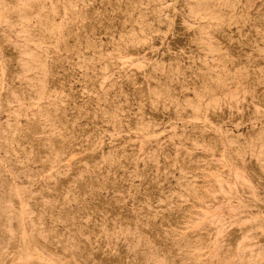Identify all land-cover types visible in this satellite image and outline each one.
<instances>
[{"label": "rangeland", "instance_id": "obj_1", "mask_svg": "<svg viewBox=\"0 0 264 264\" xmlns=\"http://www.w3.org/2000/svg\"><path fill=\"white\" fill-rule=\"evenodd\" d=\"M0 3V264H264V0Z\"/></svg>", "mask_w": 264, "mask_h": 264}, {"label": "bare ground", "instance_id": "obj_2", "mask_svg": "<svg viewBox=\"0 0 264 264\" xmlns=\"http://www.w3.org/2000/svg\"><path fill=\"white\" fill-rule=\"evenodd\" d=\"M1 1H4V0H0V2ZM5 1H9V0H5ZM3 5H1V3H0V18L2 17V16H5L6 18H10V14L9 13H6L5 12V10H3ZM93 14L92 13H90L89 14V16H92ZM22 19H24V17H21ZM18 20H19V18H18ZM135 25V24H134ZM112 27V26H111ZM46 27L44 28V30H43V32H46ZM206 139V138H205ZM8 246H9V249H10V251H12L13 252V250L12 249H14L16 246H17V244H16V240L14 239V240H12L9 244H8ZM11 252V254L13 255V253ZM13 257V256H12ZM14 257H15V255H14ZM17 257H18V255H17ZM16 258V257H15ZM13 260V259H12Z\"/></svg>", "mask_w": 264, "mask_h": 264}]
</instances>
